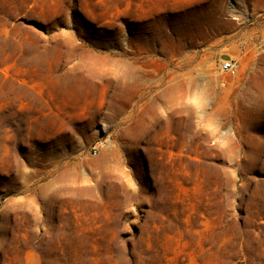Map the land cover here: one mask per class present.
Wrapping results in <instances>:
<instances>
[{
  "label": "rangeland",
  "instance_id": "rangeland-1",
  "mask_svg": "<svg viewBox=\"0 0 264 264\" xmlns=\"http://www.w3.org/2000/svg\"><path fill=\"white\" fill-rule=\"evenodd\" d=\"M0 264H264V0H0Z\"/></svg>",
  "mask_w": 264,
  "mask_h": 264
},
{
  "label": "built area",
  "instance_id": "built-area-1",
  "mask_svg": "<svg viewBox=\"0 0 264 264\" xmlns=\"http://www.w3.org/2000/svg\"><path fill=\"white\" fill-rule=\"evenodd\" d=\"M237 70H238V66L234 62V60L230 59V60H224L222 62V71L231 75H235Z\"/></svg>",
  "mask_w": 264,
  "mask_h": 264
},
{
  "label": "bare ground",
  "instance_id": "bare-ground-1",
  "mask_svg": "<svg viewBox=\"0 0 264 264\" xmlns=\"http://www.w3.org/2000/svg\"><path fill=\"white\" fill-rule=\"evenodd\" d=\"M169 92V91H168ZM175 94V93H174ZM179 96V95H178Z\"/></svg>",
  "mask_w": 264,
  "mask_h": 264
}]
</instances>
